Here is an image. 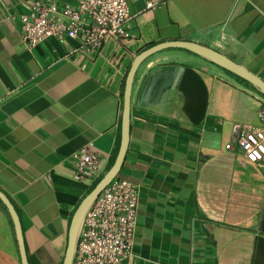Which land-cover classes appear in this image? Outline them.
<instances>
[{
    "label": "crops",
    "instance_id": "obj_1",
    "mask_svg": "<svg viewBox=\"0 0 264 264\" xmlns=\"http://www.w3.org/2000/svg\"><path fill=\"white\" fill-rule=\"evenodd\" d=\"M28 1L0 0V191L19 216L28 263L62 264L76 208L113 163L135 55L187 39L264 80V0H127L131 37L107 41L94 59L70 39L27 46L18 18ZM237 78L177 49L139 66L116 176L137 186L138 203L118 264H264V164L225 148L260 125L264 95ZM81 148L99 154L93 179L75 178ZM3 206L0 264H21Z\"/></svg>",
    "mask_w": 264,
    "mask_h": 264
},
{
    "label": "built area",
    "instance_id": "obj_2",
    "mask_svg": "<svg viewBox=\"0 0 264 264\" xmlns=\"http://www.w3.org/2000/svg\"><path fill=\"white\" fill-rule=\"evenodd\" d=\"M28 11L19 16L18 31L32 47L53 37L73 40L74 51L94 59L107 41L131 37L133 19L127 0H29ZM152 4L149 3L148 7ZM259 126L241 130L227 150L248 161L264 164V107L258 111ZM75 178L93 179L99 154L81 148L76 154ZM138 203L137 186L115 177L96 197L81 222L71 264H118L130 253Z\"/></svg>",
    "mask_w": 264,
    "mask_h": 264
},
{
    "label": "water",
    "instance_id": "obj_3",
    "mask_svg": "<svg viewBox=\"0 0 264 264\" xmlns=\"http://www.w3.org/2000/svg\"><path fill=\"white\" fill-rule=\"evenodd\" d=\"M170 50L177 49L183 50L197 55L205 60L221 67L222 69L232 73L233 75L241 78L242 80L248 82L255 89H257L262 95H264V80L259 78L257 75L253 74V72L248 71L246 68L241 66L240 64L234 62L229 59L219 51L202 45L200 43L191 41V40H166L161 41L156 44H153L142 51L138 52L135 55L124 80V88H123V103H122V114H121V126H120V139L119 145L117 149V153L115 154V158L111 167L107 170L104 176L95 184L90 192L83 198L78 207L76 208L70 222L69 231H68V243L65 252V256L62 264H71L74 247L78 235V231L83 220V217L91 206L96 197L101 193V191L118 175L119 169L123 164L125 154L128 148V139H129V118H130V100L131 93L133 88V83L135 79L136 72L141 65V63L151 56L154 53H157L162 50ZM0 201L7 209L10 218L13 223V227L16 234V239L18 243V249L21 259V264H29L25 252L24 241L22 236V229L19 221V216L14 209L12 203L8 199V197L0 191Z\"/></svg>",
    "mask_w": 264,
    "mask_h": 264
},
{
    "label": "trees",
    "instance_id": "obj_4",
    "mask_svg": "<svg viewBox=\"0 0 264 264\" xmlns=\"http://www.w3.org/2000/svg\"><path fill=\"white\" fill-rule=\"evenodd\" d=\"M237 79H239V78H237ZM239 80H241L242 82H245L244 80H242V79H239ZM246 84H248L247 82H245ZM248 85H250V84H248ZM118 142H119V137H118V141H117V144H116V148L114 149V153H113V155H112V161H113V159H114V156H115V153L117 152V147H118ZM97 182H95V184H96ZM94 184V186H96ZM3 208L5 209V207L3 206Z\"/></svg>",
    "mask_w": 264,
    "mask_h": 264
}]
</instances>
